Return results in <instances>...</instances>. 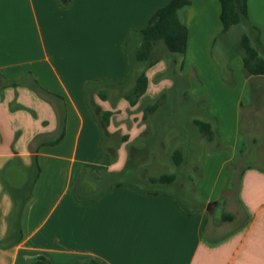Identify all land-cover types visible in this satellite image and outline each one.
I'll return each instance as SVG.
<instances>
[{
  "label": "crops",
  "instance_id": "crops-1",
  "mask_svg": "<svg viewBox=\"0 0 264 264\" xmlns=\"http://www.w3.org/2000/svg\"><path fill=\"white\" fill-rule=\"evenodd\" d=\"M170 1L0 0V264H264V153L259 166L239 157L248 138L264 147V74L246 71L241 43L218 42L229 33L219 0L179 8L185 52L163 49L166 63L154 50L145 93L126 98L132 35ZM247 11L264 56V0ZM174 88L199 114L166 151ZM144 135L160 152L150 145L140 185L123 175ZM232 170L241 212L218 222ZM166 173L170 183L152 181Z\"/></svg>",
  "mask_w": 264,
  "mask_h": 264
},
{
  "label": "trees",
  "instance_id": "trees-1",
  "mask_svg": "<svg viewBox=\"0 0 264 264\" xmlns=\"http://www.w3.org/2000/svg\"><path fill=\"white\" fill-rule=\"evenodd\" d=\"M221 4L220 18L223 23V32H228L235 25H243L249 28L247 33H243L241 37V46L243 49L244 67L248 73L264 74V56L259 49L252 43L249 31L254 28L249 26V18L247 11V0H219ZM190 0H171L169 3L158 9L150 19L149 23L137 32H134L132 39L137 42L135 51V61L137 65H141L139 74L135 79L133 88L126 94V98L131 104H135L137 100L145 93L148 79L146 69L158 61V57L154 58V50L159 42H163L167 50L171 53H183L187 47L188 29L180 22L178 18V10L183 5L189 3ZM130 60V70L132 72V61ZM139 63V64H138ZM176 160L179 158V151L175 154ZM177 162V161H176ZM174 179L173 174H163L158 178H152V181L170 183ZM228 217V216H224ZM230 219V217H229ZM29 264H52L45 257H38ZM72 264H101L97 260L78 261Z\"/></svg>",
  "mask_w": 264,
  "mask_h": 264
},
{
  "label": "rangeland",
  "instance_id": "rangeland-1",
  "mask_svg": "<svg viewBox=\"0 0 264 264\" xmlns=\"http://www.w3.org/2000/svg\"><path fill=\"white\" fill-rule=\"evenodd\" d=\"M248 30L247 28H244L243 25L239 24V25H235L233 28H231V30L229 31V33L227 35H223L218 42H222L223 40H230L232 42V44H236V42L241 43V36L243 33H247ZM131 41L130 45H129V55L131 57V61H132V76L130 77V80L127 83V86L130 88L131 84H133L132 82L135 81V79L137 78V75L139 74L140 70V64L137 65V62L135 61V47H136V43ZM163 49L166 51L167 48L166 46L163 44V42L158 43L156 45V56H158L159 58L161 57V59H164L166 63H168L171 60V57H169V53H163ZM169 52V51H168ZM165 72H167L166 76L170 77L171 79H176V75H175V67H172V63L168 64L167 69L165 70ZM182 78V77H181ZM166 100L168 101V105L165 107V110L161 112V114L165 115V116H170V118H168L170 120V127H171V136L172 139L169 138L166 140V144H165V148H163V150L166 149V151H170V149H173L174 147H178V140H176L175 135L179 134V128H180V133L183 132V134L185 135H189L192 132V125H191V118L194 117L195 115L199 114L196 112V108L194 106H192L191 103H189V100H191V98L189 97V95H185V93L183 91H181L179 88H174V89H169V91L166 92ZM146 108V105H144V109ZM168 119H166V121H168ZM169 123V121H168ZM183 128V130H182ZM147 136L144 135L141 139L136 140L135 142L139 143H133L132 146L134 148L131 149V153H130V162H128V165L131 166L130 171H127L126 173H124L123 177L127 180H133L135 183L140 184L142 183V175H146L149 174L151 175V171H144V168H148L150 165V162H147L148 160H151V155L149 156V159H147V155L148 152L151 151V147H155L156 149L153 150L155 151L156 155L159 154L158 152H160L159 147H157L156 142H158L157 139H147ZM150 145H152L150 147ZM186 151V150H185ZM241 153L239 154V157L241 159V161L243 163H245L246 165H256L259 166L261 165V154L260 152L264 153V147L261 146L258 143V136H257V141L256 143H253V140L251 138H248L245 140L244 142V146L241 147ZM155 156V155H154ZM190 156V157H188ZM264 156V155H263ZM137 159H141L143 160V165L142 167H139V171H137V167H134L135 164V160ZM184 158V157H183ZM188 161V165L193 163L194 157L191 155H187V157H185ZM165 168V166H164ZM168 171L172 172H177V168L174 167L173 162H170V164L167 166ZM133 170V171H132ZM137 171V172H136ZM160 177V176H159ZM158 178V177H155ZM239 184H240V178H239V174H237V172H234L232 170V172H230V177L228 179V182L226 183V186L223 190V196L222 199L220 200V202H218L216 209L214 211V213H211V217L216 218L218 222H221L219 220L221 214L223 213H230L232 215H238L237 212H241L239 209V203H238V194H239ZM141 185V184H140ZM142 186L147 187L150 185L147 184H142ZM240 221L237 220V218H235V221L231 222L229 221V223H227V227L225 228H231V227H235L237 224H239Z\"/></svg>",
  "mask_w": 264,
  "mask_h": 264
}]
</instances>
